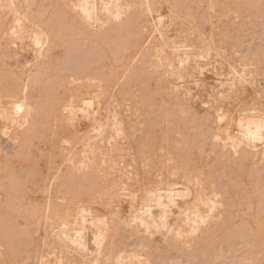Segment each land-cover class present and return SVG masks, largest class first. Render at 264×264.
Returning a JSON list of instances; mask_svg holds the SVG:
<instances>
[{
	"label": "bare ground",
	"instance_id": "1",
	"mask_svg": "<svg viewBox=\"0 0 264 264\" xmlns=\"http://www.w3.org/2000/svg\"><path fill=\"white\" fill-rule=\"evenodd\" d=\"M257 154L264 0H0V264H264Z\"/></svg>",
	"mask_w": 264,
	"mask_h": 264
},
{
	"label": "rangeland",
	"instance_id": "2",
	"mask_svg": "<svg viewBox=\"0 0 264 264\" xmlns=\"http://www.w3.org/2000/svg\"><path fill=\"white\" fill-rule=\"evenodd\" d=\"M25 56H27V54H25ZM261 153H262V152H260L259 155H260ZM260 156H262V155H260ZM258 158H259L258 154H257V155H254V159H255V161H256L257 163L260 161L259 164L262 165V162L264 161V159H263L262 157H260V160H259Z\"/></svg>",
	"mask_w": 264,
	"mask_h": 264
}]
</instances>
